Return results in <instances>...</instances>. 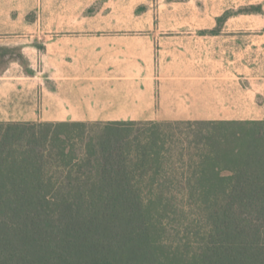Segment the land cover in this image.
I'll return each instance as SVG.
<instances>
[{"label":"trees","instance_id":"obj_1","mask_svg":"<svg viewBox=\"0 0 264 264\" xmlns=\"http://www.w3.org/2000/svg\"><path fill=\"white\" fill-rule=\"evenodd\" d=\"M171 226L196 264H264V119L0 121V264H164Z\"/></svg>","mask_w":264,"mask_h":264},{"label":"crops","instance_id":"obj_2","mask_svg":"<svg viewBox=\"0 0 264 264\" xmlns=\"http://www.w3.org/2000/svg\"><path fill=\"white\" fill-rule=\"evenodd\" d=\"M131 1L140 27L57 34L44 71L0 74V121L264 119V0Z\"/></svg>","mask_w":264,"mask_h":264},{"label":"rangeland","instance_id":"obj_3","mask_svg":"<svg viewBox=\"0 0 264 264\" xmlns=\"http://www.w3.org/2000/svg\"><path fill=\"white\" fill-rule=\"evenodd\" d=\"M133 3L131 0H0V54L3 53L2 47L14 48L7 52L4 58H0V74L9 66L19 64L28 72V69L31 70L29 64L32 62L38 71H44L45 44L57 34L70 38L80 32L86 33L108 26L140 27L139 20L123 17L121 14L122 11L128 13ZM100 9H113L118 17L94 16ZM236 24V20L229 23ZM20 53L24 54L27 67L20 60H12L18 58ZM29 59L32 62H29ZM185 213L188 216L186 220L178 208L176 217L183 219L185 224L196 219V210L192 213V209L186 208ZM177 223H182V220L177 221L175 225H178ZM168 233L165 234V241L170 244L161 254L163 263L196 264L194 240L192 242L190 239L192 243L187 246L188 248L178 247L179 235L176 236L174 226L169 227ZM183 244L185 245V242Z\"/></svg>","mask_w":264,"mask_h":264}]
</instances>
